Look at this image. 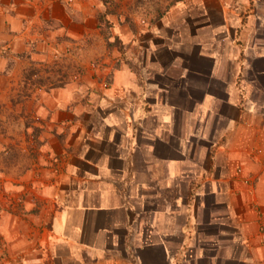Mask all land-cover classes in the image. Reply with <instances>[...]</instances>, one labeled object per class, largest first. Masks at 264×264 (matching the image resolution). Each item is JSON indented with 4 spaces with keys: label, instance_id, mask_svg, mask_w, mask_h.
<instances>
[{
    "label": "crops",
    "instance_id": "crops-1",
    "mask_svg": "<svg viewBox=\"0 0 264 264\" xmlns=\"http://www.w3.org/2000/svg\"><path fill=\"white\" fill-rule=\"evenodd\" d=\"M27 6L0 11V264H264V0L175 2L98 99Z\"/></svg>",
    "mask_w": 264,
    "mask_h": 264
},
{
    "label": "rangeland",
    "instance_id": "rangeland-1",
    "mask_svg": "<svg viewBox=\"0 0 264 264\" xmlns=\"http://www.w3.org/2000/svg\"><path fill=\"white\" fill-rule=\"evenodd\" d=\"M177 1L179 0H62L60 3L63 7L54 9L50 0H0V11L7 8L11 13H17L20 10L26 11L27 5L32 6L33 16L35 15L32 20L42 21L45 27L41 31L48 44L45 52L50 54V42L55 40L58 46L53 45L60 53L75 57L74 62L63 60V65L74 66L72 79L75 83L81 82L83 74L86 78L89 75V96L98 99L102 89L100 84H111L116 69L131 65L132 57L140 48L135 43L136 38L144 36L146 32L143 25L160 19L163 11ZM65 21L69 23V26H65L66 30L63 29ZM36 51L34 47L33 52ZM44 64L48 66L44 68L49 72L50 63ZM31 67L30 77L34 82L41 71L36 73L34 64Z\"/></svg>",
    "mask_w": 264,
    "mask_h": 264
}]
</instances>
